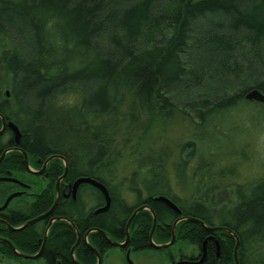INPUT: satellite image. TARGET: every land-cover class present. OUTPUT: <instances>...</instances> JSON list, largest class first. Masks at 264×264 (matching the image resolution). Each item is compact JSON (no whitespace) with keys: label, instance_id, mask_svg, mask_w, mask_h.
I'll return each instance as SVG.
<instances>
[{"label":"trees","instance_id":"trees-1","mask_svg":"<svg viewBox=\"0 0 264 264\" xmlns=\"http://www.w3.org/2000/svg\"><path fill=\"white\" fill-rule=\"evenodd\" d=\"M0 40V67L12 81L0 92L8 89L13 109L0 108L42 157L60 154L70 173L107 182L100 173L115 145L131 140L145 176L133 171L116 181L118 189L160 193L191 217L228 226L238 264H264V176L236 186L233 202L217 206L208 189L182 204L168 186L163 154L150 158L142 146L150 129L173 116L205 128L241 104L264 110L244 99L251 88L264 94V0H0ZM185 143L173 172L186 177L197 146ZM44 193L45 209L52 187ZM190 230L202 231L194 222ZM217 233L215 264H234V239ZM200 239L190 234L191 243Z\"/></svg>","mask_w":264,"mask_h":264},{"label":"flooded vegetation","instance_id":"flooded-vegetation-1","mask_svg":"<svg viewBox=\"0 0 264 264\" xmlns=\"http://www.w3.org/2000/svg\"><path fill=\"white\" fill-rule=\"evenodd\" d=\"M0 97V105L12 110L13 99L8 92ZM2 110L0 108V263L215 264L220 259L221 242L217 232L224 230L210 231L186 219L189 215L184 207L164 195L178 210L175 211L158 199L163 196L160 193L126 191L133 197V202L128 204L124 190L118 189L116 184L81 171L70 173L64 156L51 153L42 157L41 150L38 152L28 135L24 139L16 121ZM8 122L15 124L19 132L16 140ZM53 155L59 157H51ZM58 161L59 173L58 167L55 171ZM86 177L104 186L109 197L107 205L102 192L89 182H80L73 189L76 179ZM48 185L52 187V197L44 209L41 206H44ZM180 202L184 204L183 200ZM42 214L46 215L39 217ZM36 217L39 218L23 226ZM199 220L208 227L228 228L217 222ZM59 221L61 225L53 226ZM174 222L171 244L155 248L154 245L170 241ZM190 222L198 224L202 231L191 232ZM180 223L182 229L177 235ZM190 234L201 239L191 243ZM191 245L194 252L190 251ZM154 251L162 252L159 259Z\"/></svg>","mask_w":264,"mask_h":264},{"label":"rangeland","instance_id":"rangeland-1","mask_svg":"<svg viewBox=\"0 0 264 264\" xmlns=\"http://www.w3.org/2000/svg\"><path fill=\"white\" fill-rule=\"evenodd\" d=\"M10 81L9 73L0 67L1 89L8 87ZM69 93L68 90L64 93L67 101L73 99V94ZM143 139L146 141L142 146L150 150L148 157L157 155L159 151L163 154L161 158L169 179L168 186L180 200L201 197L205 190L210 189L211 192L206 194L220 206L235 201L236 186H246L264 176V110L260 106L241 104L224 116L214 117L205 128L192 127L185 118L173 116L162 126L150 129ZM188 139L195 140L197 148L186 166V172L190 167L193 170L189 169V175L185 177L181 173H174L173 169L179 158L186 154L185 142ZM131 142L118 141L110 166L100 173L111 185L133 171L138 173L139 178L145 176L147 166L141 160V148H131ZM136 154L137 158L134 157ZM123 195L128 204L133 202L131 194L124 190ZM218 218L215 217V220ZM190 247V251L194 252L193 246ZM152 253L158 259L162 255L160 251Z\"/></svg>","mask_w":264,"mask_h":264},{"label":"water","instance_id":"water-1","mask_svg":"<svg viewBox=\"0 0 264 264\" xmlns=\"http://www.w3.org/2000/svg\"><path fill=\"white\" fill-rule=\"evenodd\" d=\"M7 93V92H6ZM244 99L246 100H251V101H254V102H258V103H263L264 104V94H262L259 90H257L256 88H251L249 90H247L244 94ZM1 122L3 124V120H2V117H1ZM7 125L10 127L11 131L13 132V134L15 135V140L17 139V135H19V132L15 126V124L11 123V122H8ZM51 157H59L58 155H53ZM65 172V171H64ZM64 172H63V175H64ZM80 182H89L91 183L93 186L97 187L103 194L104 196V199H105V205L108 204V200H109V197H108V194H107V191L106 189L104 188V186L99 183L98 181H95L94 179H91V178H78L76 179L73 184H72V187L73 189L76 187V185ZM10 197V196H9ZM8 197V198H9ZM8 198L5 200L4 204L6 203V201L8 200ZM159 200L163 201L166 205H168L169 207L175 209V211H178L176 209V207L174 206V204L169 201L166 197L164 196H159L158 197ZM55 203V202H54ZM53 203V205H54ZM53 205L50 207L52 208ZM46 214H42L40 215L39 217H42ZM39 217H36V218H33L27 222H25L23 224V226H25L26 224L38 219ZM186 219L190 220V221H194V222H198L200 226L204 227L205 229L207 230H215V229H221V230H224V231H227L229 232L233 239H234V245H233V249H232V258H233V262L234 264H238V260H237V256H236V252H237V248H238V238L236 236V234L231 231L230 229L224 227V226H217V227H208L206 226L201 220L197 219V218H194V217H191V216H187ZM51 221V220H50ZM49 221V223H50ZM49 225V224H48ZM48 225L46 228H48ZM154 225V219H153V223H152V226ZM174 225H175V222L173 223L172 227H171V236H170V241L167 242V243H164V244H160V245H154L155 248H160V247H166L167 245L171 244V242L173 241V230H174ZM205 243V239L203 241V244ZM202 250H203V245H202ZM203 253H202V257H203ZM26 257H29V258H33L34 256H26Z\"/></svg>","mask_w":264,"mask_h":264},{"label":"bare ground","instance_id":"bare-ground-1","mask_svg":"<svg viewBox=\"0 0 264 264\" xmlns=\"http://www.w3.org/2000/svg\"><path fill=\"white\" fill-rule=\"evenodd\" d=\"M1 83H2V82H1ZM1 83H0V84H1ZM5 88H6V87H5ZM7 90H8V89H7ZM7 90H4V92H7ZM8 92H9V91H8ZM0 94H1V92H0ZM1 97H2V96H1ZM1 97H0V98H1ZM50 160H51V159H50ZM52 160H53V159H52ZM43 170H44V169H43ZM163 196H164V195H163ZM166 197H167V196H166Z\"/></svg>","mask_w":264,"mask_h":264}]
</instances>
